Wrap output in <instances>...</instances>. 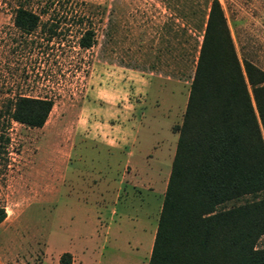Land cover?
Instances as JSON below:
<instances>
[{
    "label": "rangeland",
    "instance_id": "rangeland-1",
    "mask_svg": "<svg viewBox=\"0 0 264 264\" xmlns=\"http://www.w3.org/2000/svg\"><path fill=\"white\" fill-rule=\"evenodd\" d=\"M220 2L240 59L264 70V0ZM18 8L39 14L31 33L14 25ZM205 9L206 0H0V264H56L69 249L86 259L92 195L106 187L149 202L119 207L122 241L139 235L146 211L155 219ZM89 26L95 40L83 48ZM19 96L53 99L42 127L11 118ZM102 131L100 143L89 135ZM123 253L129 262L135 250Z\"/></svg>",
    "mask_w": 264,
    "mask_h": 264
},
{
    "label": "trees",
    "instance_id": "trees-1",
    "mask_svg": "<svg viewBox=\"0 0 264 264\" xmlns=\"http://www.w3.org/2000/svg\"><path fill=\"white\" fill-rule=\"evenodd\" d=\"M31 33L40 16L18 8ZM84 29L79 45L92 46ZM49 97L19 96L11 118L42 127ZM148 264H264V70L240 59L220 0H206L204 27ZM6 212L0 209V222ZM60 264H72L69 252Z\"/></svg>",
    "mask_w": 264,
    "mask_h": 264
},
{
    "label": "crops",
    "instance_id": "crops-1",
    "mask_svg": "<svg viewBox=\"0 0 264 264\" xmlns=\"http://www.w3.org/2000/svg\"><path fill=\"white\" fill-rule=\"evenodd\" d=\"M89 135L98 143L103 142L106 136L103 131L100 134L94 132ZM141 197V193H139L138 196L129 194L122 195L120 192L108 190L107 187L103 192H99L95 195L93 194L91 205L95 208L96 230L92 235V241H90L85 248L86 251L85 249L82 250V253H87V258L85 259L83 255L76 252V250L69 249L68 251H62L58 254L56 264H60L59 257L63 252L70 253L72 264H148L157 228L159 212L156 211V217L153 219V212L149 213L146 211V223H141L139 231L140 236L135 235L129 241L121 240L120 225L116 223L115 218L119 212V207L121 210H126L129 206L133 205H139L140 207L141 205H144V207L148 206V199L144 200V198ZM130 198H132V200ZM96 200H101V203L96 202ZM123 210L122 212H124ZM147 222L151 224L155 223L156 225L151 229V227L147 225ZM124 248L135 250L134 256L131 257L129 262L124 258Z\"/></svg>",
    "mask_w": 264,
    "mask_h": 264
}]
</instances>
